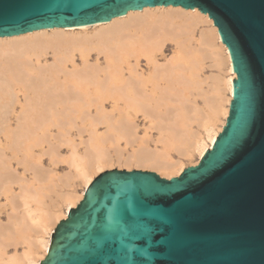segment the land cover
<instances>
[{"label": "bare ground", "instance_id": "6f19581e", "mask_svg": "<svg viewBox=\"0 0 264 264\" xmlns=\"http://www.w3.org/2000/svg\"><path fill=\"white\" fill-rule=\"evenodd\" d=\"M200 25L206 27L195 47ZM167 43L173 46L169 58ZM206 59L216 71L207 94L199 81ZM234 79L228 49L213 22L196 9L145 8L108 23L0 38V213L10 210L7 226L0 224V264H40L58 223L105 169L144 168L170 179L184 170L181 161H171V152L200 160L225 126ZM193 91L203 108L189 99ZM8 117H16L15 128ZM79 117L81 125L75 123ZM138 117L147 123L143 137ZM194 120L202 121L203 138L192 132ZM56 126L55 136L50 128ZM74 127L78 139L87 133L85 141L67 138ZM152 128L158 133L154 140ZM149 141L161 148L151 151ZM43 145L48 148L40 155L54 167L67 164L68 171L63 177L51 175L54 169L45 176L35 171L29 181L26 173L40 167L33 150ZM63 146L68 151L62 157ZM134 146L124 157L123 150ZM76 183L83 186L80 194ZM51 194L57 201L47 204ZM5 242L26 243L27 250L4 260Z\"/></svg>", "mask_w": 264, "mask_h": 264}, {"label": "water", "instance_id": "95a60500", "mask_svg": "<svg viewBox=\"0 0 264 264\" xmlns=\"http://www.w3.org/2000/svg\"><path fill=\"white\" fill-rule=\"evenodd\" d=\"M153 7L213 22L235 74L225 126L176 177L99 174L40 264H264V0H0V38Z\"/></svg>", "mask_w": 264, "mask_h": 264}, {"label": "rangeland", "instance_id": "374dc122", "mask_svg": "<svg viewBox=\"0 0 264 264\" xmlns=\"http://www.w3.org/2000/svg\"><path fill=\"white\" fill-rule=\"evenodd\" d=\"M201 27L199 28V30H197L196 32H195V34H194V41H193V46H195L196 47V45H197V43H196V39H198V36H199V32H200V30L201 29H203L204 27H206V25L204 26V25H200ZM163 51H164V56L166 57V58H169V57H171V55H172V51H173V46H172V44H170V43H167L166 45H165V47H164V49H163ZM203 65H202V69H201V71H200V73H199V81H200V79H201V82H204L201 86V88L203 89V92L205 93V94H207L208 93V89H209V85H210V83L211 82H208V80L214 75V74H216V71L214 70V69H212L211 68V65H210V61L208 60V59H206V60H204L203 62ZM210 81V80H209ZM208 83V84H207ZM204 93H202L201 92V95H204ZM192 94V95H191ZM190 94V98L189 99H191V101H193L194 103H195V105L198 107L199 106V108H203V105H204V103H203V99H202V97H200V96H197L196 94H198V93H195L194 91L192 92ZM196 95V96H195ZM193 97V98H192ZM105 106H106V109H108V103H105ZM9 118V120H10V122H9V125L11 126V127H13V128H15V122H16V117H8ZM78 118V117H77ZM164 118V122H167V121H169V120H171L172 119V117H163ZM78 120V121H77ZM137 125H138V135H140V137H143V131H144V127H143V125L146 123V121L144 122V120H142V117H138L137 118ZM195 121V120H194ZM81 122V119H80V117H79V119H76V124L77 125H81L82 123H80ZM201 124H202V121H200V120H197V121H195L194 123H192V125H191V129H192V132H194V133H196L199 137H201V138H203V130H202V128H201ZM219 124L220 123H217V125L219 126ZM145 126H147V123H146V125ZM68 127H70V126H67V128ZM58 127L56 126V127H53V128H50V130H51V132L56 136V132H57V129ZM104 126H101V125H98V127H97V129H98V131H104ZM143 128V129H142ZM75 131H76V133H75ZM86 132H84L83 133V135H82V137L80 138V139H78L80 136H76L77 135V129H76V127H74L73 129H71V132L69 133V137H67V138H70L71 137V135H72V139H73V141L74 142H78L77 144H79V141L82 139V141H85L86 139H87V133L85 134ZM149 136H151L152 138H153V140L156 138L157 139V136H158V133L156 132V130H154L153 128L149 131ZM74 136H76V137H74ZM45 145H47V144H45ZM45 145H43V147L41 148V147H39V148H35L33 151L35 152V154L37 155V157H36V159H38L39 160V163H40V165H36L37 167L38 166H40V167H38V169L37 168H34L35 170L34 171H32V172H28V173H26V178L27 179H29V181L31 180V175L33 174V173H43L44 174V176L48 173V172H50L52 169H54V172L51 174V175H53V176H58V175H60V176H64V174L68 171V169H67V164H63V162L62 163H58L57 164V166L55 165V167L54 166H52L51 164H50V159H49V157L48 156H41L40 154V152H43V151H45V150H47V148H48V146L46 147ZM119 145L121 146H119L120 148H124L125 146H124V141L122 142H120L119 143ZM149 147H150V150L151 151H155V150H158V149H160L161 147H158V148H156L155 149V147L156 146H154V144H153V142L152 141H149ZM159 145V144H158ZM124 146V147H123ZM159 146H161V145H159ZM81 150L84 148L83 146H81V147H79ZM133 149H136V147L134 146L133 148L132 147H126V151L125 150H123L124 152H123V155H124V157H126V156H128V155H131L132 154V150ZM59 151H60V154H61V156L63 157V156H66L67 155V151H68V149H67V147H65V146H63L62 148H60L59 149ZM111 154L113 155V152L111 151ZM170 159H171V161H181V165L183 166L182 168L183 169H185V168H187V167H191V166H195L196 164H198V162L200 161L199 160V158H198V156L195 154L194 156H192V157H186V158H180V157H178V154L176 153V152H171V154H170ZM43 168H42V167ZM38 171H37V170ZM49 169H50V171H49ZM113 169H117V170H126V171H131V170H142V171H151V170H147V169H144V168H136V167H131L130 169H128V168H126V167H119L118 165H115V166H113L112 168H110V169H105L104 171H109V170H113ZM36 171V172H35ZM41 171V172H40ZM103 171V172H104ZM45 172V173H44ZM152 172H154V171H152ZM102 173V172H101ZM155 173H157V172H155ZM100 174V173H99ZM159 175V174H158ZM98 176V175H97ZM96 176V177H97ZM160 176V175H159ZM61 177V178H62ZM176 177V176H175ZM162 178H165V179H169L168 177H162ZM55 180L56 181H58L56 178H55ZM46 182H48V181H46ZM47 184V183H46ZM76 185H77V187L75 188V192L77 193V194H80V193H82V190H83V186H78L79 184L78 183H76ZM14 190H15V192H16V194H18L19 193V186L18 185H14ZM55 191L56 192H60L61 191V189L59 190V188L58 189H55ZM50 200H53V202L51 201L50 202ZM2 201V200H1ZM55 201H57V199H56V195L55 194H51V196H50V199H49V197L48 198H46V202H47V204H51V203H54ZM4 202V201H3ZM32 205V207H34V203H32L31 204ZM9 213H10V210L8 209V208H4V210H2V212L0 213V224H2V227H5V226H7V224H8V216H9ZM18 214H22V208L21 209H18ZM5 245L7 246L6 247V249H5V252H6V255H5V259L4 260H6L7 259V257H12V256H22L23 254H24V252H26V250H27V244L26 243H23V242H20V243H18V244H16V243H12V245H9V243L8 242H5Z\"/></svg>", "mask_w": 264, "mask_h": 264}]
</instances>
